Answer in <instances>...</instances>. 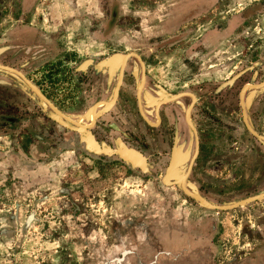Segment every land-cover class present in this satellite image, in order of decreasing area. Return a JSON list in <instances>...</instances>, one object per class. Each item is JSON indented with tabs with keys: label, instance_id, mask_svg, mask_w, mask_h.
Masks as SVG:
<instances>
[{
	"label": "rangeland",
	"instance_id": "obj_1",
	"mask_svg": "<svg viewBox=\"0 0 264 264\" xmlns=\"http://www.w3.org/2000/svg\"><path fill=\"white\" fill-rule=\"evenodd\" d=\"M129 54L140 60L125 61L115 104L83 133L0 70V264H264V198L208 210L173 180L193 162L186 186L213 206L264 194V142L240 105L243 89L264 83V0H0V65L81 125L112 102ZM139 90L151 123L157 104L196 98L197 154L190 98L161 106L162 126H149ZM244 103L264 137V89H247ZM85 136L146 166L96 155ZM189 214L211 236L177 252L184 233L169 227Z\"/></svg>",
	"mask_w": 264,
	"mask_h": 264
},
{
	"label": "water",
	"instance_id": "obj_2",
	"mask_svg": "<svg viewBox=\"0 0 264 264\" xmlns=\"http://www.w3.org/2000/svg\"><path fill=\"white\" fill-rule=\"evenodd\" d=\"M130 57H134L138 60H140L139 56L136 55V54H129L127 55L124 60L120 63V75H119V80H118V83H117V86H116V89L114 91V94H113V100L112 102H109V103H105V102H100V103H104L106 104V110H103V107H98V104L95 105L92 110H91V113L89 115V119H88V124H91L90 126H87L86 125H81L79 124L78 122L76 121H73L71 119H69L68 117L64 116L61 112H59L58 110H56L53 105L44 97L42 96V94H40L38 92V90L31 84V82L22 74L20 73L19 71H16L14 69H11V68H8V67H5V66H1L0 65V70H3V71H6V72H9L11 74H14L15 76H17L20 80H22L27 86L28 88L37 96V98H39V100L41 102H43L45 105H47L50 110L58 117V118H61L67 122H69L70 124L76 126L78 128V132H85V131H90L92 130L93 128L96 127L97 125V122H98V119L100 118V116L97 115V109L98 108H102V111L104 113L107 114V108H112V106L115 104V101L116 99L118 98V93H119V90H120V86L122 84V79H123V71H124V63L125 61L130 58ZM141 62V61H140ZM142 66H143V63L141 62L140 63ZM144 70V69H143ZM144 78H145V75H144V71H143V74H142V84H141V87L143 86V83H144ZM247 89L249 90H262L264 89V83H261L259 85H252V86H247L246 87ZM140 90L138 92V95H137V103H138V109H139V114L142 118V120L149 126H162V118L160 116V107L161 106H164L166 104H170V103H173V102H177L179 99L181 98H185V97H188L192 100V103L190 106H188L187 109H185L184 111V115H185V122L186 124L188 125V127L190 128V130L193 132L194 136H195V139H196V154L198 153V137H197V133H196V130L194 129V127L192 126V123L187 121L188 118H190L191 120V112H192V108L196 102V98L192 95V94H188V93H184V94H180V95H177L171 99H168L166 100L165 102L162 103V105L160 104H157L155 106V123H151L148 118L146 117L144 111H143V108H142V104H141V99H140ZM246 92V91H245ZM244 89L241 91L240 93V105H241V110H242V118H243V122H244V125L246 127V129L248 130V132L256 137L257 139L261 140L264 142V137L258 135L257 133H255L248 121H247V118H246V109H245V103H244ZM173 115H174V112L173 111H168L166 113V116H164L165 118L164 119H167V120H171L173 119ZM92 117H94V120H92ZM189 120V119H188ZM85 140V146L86 148L90 151V152H93L95 153L96 155H106V156H110V155H116L120 158V160L126 162V163H129L130 165H133V166H137L139 168H144L146 166V159L132 151V150H128L126 149L125 147L124 148H120V150L118 152H111V154H109V152L111 150H106L105 148H102L101 146L98 145V143L93 140L91 138V136H85L84 138ZM123 147V146H122ZM193 163V162H192ZM192 163H191V166H192ZM191 166L189 167V170H188V173L187 175L179 180V179H173V178H166V180L168 179H173L174 182L180 184L181 186V189L183 191V193L188 196L189 198L193 199L194 201H196L201 207L203 208H206L208 210H214V211H220V212H223V211H230V210H234L236 208H240V207H243V206H246L252 202H256V201H259L261 200L262 198H264V194L263 195H259V196H256V197H253V198H250L248 200H245V201H242V202H239V203H236V204H233V205H230V206H213L211 204H209L206 200H204L203 198L193 194L192 192L194 191V188L193 187H189L187 188L186 186V182H187V177H188V174L190 173V170H191Z\"/></svg>",
	"mask_w": 264,
	"mask_h": 264
},
{
	"label": "crops",
	"instance_id": "obj_3",
	"mask_svg": "<svg viewBox=\"0 0 264 264\" xmlns=\"http://www.w3.org/2000/svg\"><path fill=\"white\" fill-rule=\"evenodd\" d=\"M51 17L53 20L58 19V11L55 7H52L51 9L48 10V18ZM198 219L196 217H194L193 215L189 214L186 215L184 218V227H180V226H175L172 225L169 227L170 228H174L177 230H180L182 233H184V235H178L176 238V242L174 241V243L178 246L177 248V252H188L191 250H194L192 248H188L191 245H193L194 242H196L197 240H201V241H208V238L211 236L210 232L208 231L209 229V221L208 220H204V224L202 222V225L200 227V229L197 228L198 226ZM214 230V229H213ZM174 238V237H173ZM197 248V247H195ZM188 249V250H187ZM207 253H211L209 251H207ZM245 264H252L251 263H245Z\"/></svg>",
	"mask_w": 264,
	"mask_h": 264
},
{
	"label": "bare ground",
	"instance_id": "obj_4",
	"mask_svg": "<svg viewBox=\"0 0 264 264\" xmlns=\"http://www.w3.org/2000/svg\"><path fill=\"white\" fill-rule=\"evenodd\" d=\"M246 90H247V88L244 89V92H245ZM105 106H106V104H104V103H99V104H98V107H103V110H106V109H105V108H106ZM188 119H189V120H188ZM188 119H187V121L191 122L190 118H188ZM92 120H94V117H92ZM90 125H91V124H87L86 127H87V126H90Z\"/></svg>",
	"mask_w": 264,
	"mask_h": 264
},
{
	"label": "flooded vegetation",
	"instance_id": "obj_5",
	"mask_svg": "<svg viewBox=\"0 0 264 264\" xmlns=\"http://www.w3.org/2000/svg\"><path fill=\"white\" fill-rule=\"evenodd\" d=\"M137 60H138V59H137ZM140 63H141V62H140ZM141 66H142V65H141ZM143 69H144V70H143ZM145 70H146V69L144 68V66H142V70H141L142 73H141V76H142L143 71H144V75H145V78H146V72H145ZM145 78H144V79H145ZM190 101H191V103H192V100H191V99H190ZM195 103H196V102H195ZM155 122H156V121H155ZM156 123H157V122H156Z\"/></svg>",
	"mask_w": 264,
	"mask_h": 264
}]
</instances>
